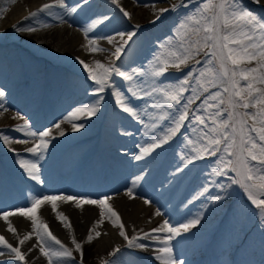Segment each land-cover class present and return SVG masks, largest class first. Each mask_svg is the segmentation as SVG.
I'll return each instance as SVG.
<instances>
[{"label": "snow or ice", "instance_id": "snow-or-ice-1", "mask_svg": "<svg viewBox=\"0 0 264 264\" xmlns=\"http://www.w3.org/2000/svg\"><path fill=\"white\" fill-rule=\"evenodd\" d=\"M111 2L117 4L118 0H111ZM254 2L260 3V0H254ZM54 4L66 7L69 15L75 13L80 7L79 4L66 6L65 0H52V3L42 5L40 11L50 9ZM84 4H87V0H84ZM181 6L186 5L177 3L159 11L161 13L175 11ZM120 11L125 17L131 19V13L123 7H120ZM30 15L35 16L36 13L33 12ZM106 19L107 17L92 20L83 29L85 36L87 37L93 28L103 24ZM155 19L159 20L160 17L157 16ZM13 27L17 32L34 31L31 27L21 28L19 24ZM139 27L136 25L132 31L118 33L121 37V43L118 45L112 36L107 37L109 44L115 47V51L111 54L113 59L108 64L98 60L91 65L83 60L79 61L87 73V78L92 81L91 99L90 102L82 103L68 112L63 118L64 121L71 123L72 131L84 128L83 122L75 121L96 116L101 111L106 90H110L115 105L123 113L140 120L139 105L135 104L134 100L142 99L141 92L146 97L157 95L159 114L149 116V120L154 122L145 125L146 130L143 132L145 141L138 145L139 154L135 155L134 159L141 161L156 155L157 150L163 151L165 146H169L170 142L181 133L185 122L191 117L190 131L184 133L182 137L183 156L179 158L175 168L176 173L184 170L179 166L180 164L187 166L205 157L216 158L209 175L225 177L229 172L235 173L231 182L243 189L248 200L259 210L261 219L264 220V17L248 10L242 4V0H201L193 10L186 12L179 19L166 41L161 42L149 62L147 72L142 66L131 68L117 66V61L122 58V52H125V46L136 35ZM177 29L182 34L180 38H177ZM125 36L127 39L124 38ZM88 45L89 52L106 51L95 40H89ZM201 54L204 58V68L198 76L194 77L193 69H190L182 79L163 82L170 73V69L181 70L182 66H188L193 60L199 64L200 61L196 60V57ZM252 62H255V67L250 66ZM145 75L153 78L151 91L132 87L134 84L141 83ZM114 77L121 79L126 91L121 90L115 83ZM157 78L160 83H157ZM193 78L198 81V87L203 93H208L194 112L190 111L195 103L192 96L187 97L186 102L182 104L184 93L189 90ZM209 89L218 90L209 92ZM4 95L5 93L0 90V97ZM195 99H201V97L196 96ZM152 107L157 106L152 105ZM0 108H3V105H0ZM161 122L168 126L164 127ZM54 127L59 135H64L60 123ZM16 128L17 131L24 132L35 141L25 151L42 158L51 139V129L33 131L27 119H23V123ZM0 141L6 145L11 143L6 135H0ZM15 142L27 143L26 140ZM10 150L15 151V149ZM16 163L31 180L42 182L41 166L38 160L18 158ZM141 179V176H137L132 182L133 185ZM215 186L226 190L223 183L216 182ZM204 191L207 192L208 188L205 187ZM133 193L132 187L126 189L125 194L130 199L133 198ZM213 199L218 201L224 197L216 195ZM110 200L111 197L107 196L92 199L63 194L45 195L29 200L30 207H19L13 212H0V218L6 222L9 221L10 216L14 215L30 219L33 229L22 238L18 237V244L15 247L0 235V247L7 250L6 253L0 251V256L7 254L10 258L25 261L26 254L21 251V245L35 235L37 244L33 247H39V252L46 258L47 264H72L74 251L80 254L82 261L83 242L77 241L72 235L73 248H69L53 235L47 224L37 214L43 205L50 204L56 219L69 229L71 234L72 226L69 218L58 210L57 201H72L76 208H82L84 205L98 206L100 218L89 228L86 242L91 243L95 238L100 237L101 233L95 230L107 219L113 226L119 227V235L123 237L129 248L145 249L147 245L139 243L141 236L127 235L121 217L109 203ZM144 202L150 203L149 200ZM155 215H161L159 209ZM199 223V217L187 219L186 222L175 225L170 219H165L158 228L144 232L142 237L161 243L162 246L154 253L161 264H180L173 256L171 242L176 237L183 238L184 233H189ZM7 229L13 234L17 232L10 222L7 224ZM93 231H95V237L92 234ZM152 233H164V235L161 237ZM31 250L30 248L28 251ZM120 251V247L117 246L109 253V256L115 258ZM0 264H6V262L0 261ZM105 264H110V261Z\"/></svg>", "mask_w": 264, "mask_h": 264}, {"label": "bare ground", "instance_id": "bare-ground-1", "mask_svg": "<svg viewBox=\"0 0 264 264\" xmlns=\"http://www.w3.org/2000/svg\"><path fill=\"white\" fill-rule=\"evenodd\" d=\"M17 2L15 7L10 11V14L6 16L3 20L0 21V69L1 71L8 70V74L3 73L0 75V86H7V83L16 84L18 82V77L21 75V71L17 74L11 67L12 52L16 51L15 54L20 56V50L27 51L28 54L34 55L39 61L47 60L52 58V65L56 64L60 67L66 66V64L73 63V66H82L78 72H73V69H68L67 74L72 76L73 79H70V89L75 90V95L70 101L62 108L56 115L49 118L45 123L39 124L34 123L32 125L33 131H43L45 129H51V139L49 145L59 147L63 142V146L72 142L75 139H80V142L75 141L73 150L74 156L69 159L64 164H59L58 167H66L65 177L69 178L71 175L80 177V180L83 181L84 175L86 176L88 171L83 170V167L90 166L91 164L100 165L101 159L114 157L118 159L120 157V165L122 166L124 172L122 175L116 179L111 186L107 189H89V190H79L75 188L64 187L60 192L57 193V189L52 188H39L36 193L26 200L18 203H12L9 206L0 208V212L9 211L13 212L16 208L19 207H30L28 202L33 197L36 196H59L70 195L77 197H87L92 199H98L100 197H111L109 203L112 205L115 211L120 215L122 223L125 226V231L129 237L133 235L141 236L139 243L147 245L145 249L141 248H129L126 241L119 235V227L113 226L109 220L105 219L102 226L97 228L95 231L101 233L99 238H95L91 243L86 242V236L88 235V230L92 227L94 221L100 218V212L98 206L95 205H84L82 208H76L74 202H61L57 201L58 210L62 211L66 216H68L69 221L72 226V233L70 234L69 229L65 228L63 224L56 219L55 213L52 211L50 204L43 205L38 210V216L43 219V222L47 224L49 230L55 235L60 241H62L69 248H73L71 244V236L74 235L75 239L79 242H83V256L87 258V264L110 261V264H161V261L156 259L154 254L156 250L161 247V243L151 239L143 238L142 234L144 232H150L152 229L158 228L160 224L165 219H170L171 222L175 225L177 223H184L187 219L191 218H200V223L197 224L189 233H184L183 238L176 237L172 242L173 247V256L177 259L180 264L182 261L180 259L181 255H192L195 252L199 251L198 246L193 244L198 239L204 238L205 233L213 230L217 226V221L221 217L222 209H225L226 203L222 200H214L213 197L216 195H222L225 193V190H221L216 187L215 180L213 176H210L209 172L204 171L201 173L200 177L193 180L192 178L188 180L186 174L182 176L181 173H169V176L161 178L157 177V180H162L160 187L165 186L167 181L170 180L173 185L176 182L182 181L181 191L186 190V186L192 182L193 184V198L195 205L192 206L190 203L189 208L193 210H184L182 212L176 211V206L174 212L170 215L167 214L165 206H163V196L162 194H153L149 188L139 187L141 180L147 174L149 175L152 172L156 171L157 165L161 159L165 160L173 153V147L176 142V137L169 146H165L164 150H157V154L150 157L144 158L141 161H136L134 156L139 154L138 145L144 143L145 137L143 132L146 130L145 125H150L154 121L149 120V116H155L158 113L159 103L154 102V95L151 97L142 96L141 103L144 104L142 108L139 107L140 111V121L143 122L142 126L137 129L132 126V131L135 136H130V132L127 131L130 129L131 123L130 120L133 118L126 114L124 118L123 126L113 121L111 118L112 113H117L118 106L115 105L114 98L111 96L110 90H106L104 93V101L101 106V111L90 119H83L82 121H75L77 123L83 122L85 124L84 128L79 129L78 131H72L71 123L64 121V116L68 112L72 111L75 107L80 106L82 103L90 102V93L92 91L91 84L88 78L87 80H81L78 83L76 77H79V74L85 72L83 65L80 64V60L85 61L88 64H92L95 61H101L104 64H108L107 59L110 58V54L115 51V47L112 44H109L107 37L112 36L118 45L121 43V37L116 32L118 30H128L132 26L124 21L118 19L122 18L124 15L120 11V7H123L131 16L134 17L133 20L142 22L143 14L141 10L136 9L140 5L142 0H118L117 4H113L111 0H93L88 5L79 4L80 7L77 11L69 15L66 11V7H60L59 5H53L52 8L40 11L41 6L46 3H52V0H14ZM31 1V2H30ZM66 6H75L76 2L80 0H65ZM154 1L156 5H150L146 8L147 13L149 14H162L159 10L163 8H169L170 5L176 0H148ZM38 4V5H37ZM242 4L250 11L258 16H262V11H264V0H260V3H255L254 0H242ZM36 5V6H34ZM141 7V6H140ZM193 10V9H192ZM191 9L188 10V12ZM35 12V16H31L30 13ZM107 12H113L112 20L117 22L105 23L102 25H97L96 28H93L88 34L87 37L83 29L95 19H98L100 16L106 14ZM19 18V19H18ZM63 22V25H60ZM19 24L21 28L27 29L31 27L34 31H20L17 32L13 25ZM44 27V28H42ZM78 34V35H77ZM168 38V37H167ZM127 39V38H125ZM156 39V38H155ZM95 40L97 44L106 49V51H97L89 52L88 51V41ZM160 43V42H158ZM153 44V43H151ZM131 45L129 42L125 46V52H122V58L117 61V66H127L132 64L130 60L131 55L128 52L127 46ZM153 46V45H152ZM148 48V47H147ZM146 48V49H147ZM149 51L145 52L143 56L149 55ZM48 53V54H47ZM49 57H45L44 55ZM136 54V53H135ZM138 55V54H137ZM33 58V56H31ZM79 58V60L77 59ZM113 58H110V61ZM151 58L148 57L147 63ZM27 61V62H25ZM25 63L30 65L29 57L25 59ZM40 63V62H39ZM50 63V62H49ZM13 64V62H12ZM253 64V62H252ZM32 66H26L25 69L27 72H31L32 69H39V66L36 64V61H33ZM194 64L190 63L189 66H186L185 69L178 73H182L188 69V67L193 68ZM21 68V67H20ZM85 74H87L85 72ZM169 75H174L169 73ZM178 76V74H175ZM173 77V76H171ZM115 83L120 86L121 90H125V85L119 77H114ZM178 80V79H176ZM67 81V80H66ZM153 82V78L150 75H145L142 82L139 84H134L132 87L137 89H146L149 90V84ZM157 83H160L159 78H157ZM166 83V82H165ZM6 88V87H5ZM89 88V89H87ZM89 90L88 92L85 90ZM5 91V90H4ZM130 95V94H129ZM139 100H134V103L137 104ZM15 102V101H14ZM13 101L6 102L3 104V108H0V117L6 120V123H20L21 119L16 118L12 113H8V109H14L16 106ZM156 105L157 107H152ZM22 108V107H19ZM24 112L23 109H19ZM120 111H122L120 109ZM254 111V110H253ZM123 114L120 115V117ZM2 120H0L1 122ZM57 123H60L61 130L64 131V135H59L58 130L54 127ZM108 125L111 130L108 131L107 128H104V125ZM162 124V122H161ZM103 131V132H102ZM112 131V132H111ZM104 133H108V136H104ZM122 133V134H121ZM123 137H129L128 140L121 139L118 135ZM0 135H6L10 139L17 140H26L27 143L20 144L11 143L10 145L4 144L3 141H0V167H5L9 163H16L18 158L38 160L39 165L41 166V174L44 172L42 166L46 164L47 156L44 151L43 157L39 158L34 156L32 153L25 151L26 148L31 147L35 142L32 137L27 136L24 132H16L13 130H5V126L0 125ZM181 137V136H180ZM75 138V139H74ZM178 140V139H177ZM92 143V144H91ZM62 146V147H63ZM182 144H180L178 150L179 155L175 156L174 162H177L179 158H182L183 153L181 152ZM87 148V149H85ZM111 148L118 151L117 154H111ZM10 149H15L12 151ZM176 149V148H175ZM4 157H2V156ZM118 156V157H117ZM211 158V157H210ZM207 158L206 160H208ZM119 160V159H118ZM160 160V161H159ZM161 163V162H160ZM206 163V162H205ZM203 164V161L196 160L192 164L187 165L188 168L198 167L200 168ZM18 171L23 173V170L18 165ZM77 169V170H75ZM9 170V168H8ZM80 170V171H78ZM209 171V170H208ZM84 174V175H83ZM92 173L91 175H95ZM26 175V174H25ZM9 176V171L8 175ZM141 176L142 179L139 180L135 185H133V180ZM6 177V178H7ZM3 176L0 174V180L3 181ZM11 179H18L14 173L10 175ZM69 180V179H67ZM206 184L208 188V193L205 194V191H200V186ZM227 188V183H223ZM172 187V185H170ZM132 187L134 189L133 198H129L125 193L126 189ZM167 190L168 186L164 187ZM221 193V194H220ZM58 194V195H57ZM169 194L165 192L164 195ZM139 196V197H138ZM142 196H145L146 200L150 201V204H154L159 209L161 215L156 218L157 215H154L155 212H152L148 208V204L145 202H139ZM179 199V196L177 197ZM198 204L196 205V201ZM152 220L150 225H147V222ZM178 220V221H176ZM213 220L215 222L213 223ZM12 223V225L17 230L16 234L8 231L7 224ZM4 230L8 234V239L10 243L15 247L18 244V237L22 238L26 233L32 232V222L26 217L19 215H14L9 217V221H4L0 218V231ZM95 231H93V236L95 237ZM152 235L163 236L164 233H152ZM37 244L35 235H33L29 241H26L21 245V251L26 254L25 261H18L14 258H11L10 261H5L6 264H47V260L39 252V247H33ZM113 245V246H112ZM183 245V247H182ZM119 246L121 251L118 255H115V258L109 256V253L113 251L115 247ZM32 249L30 252L29 249ZM1 251L7 252L6 249L0 248ZM112 249V250H111ZM95 252V253H94ZM222 261V260H221ZM72 264H77L75 258L72 260Z\"/></svg>", "mask_w": 264, "mask_h": 264}, {"label": "rangeland", "instance_id": "rangeland-1", "mask_svg": "<svg viewBox=\"0 0 264 264\" xmlns=\"http://www.w3.org/2000/svg\"><path fill=\"white\" fill-rule=\"evenodd\" d=\"M2 1H3L2 5H0L1 10H2L3 5L6 2L13 1V0H2ZM200 2H201V0H176L171 5L181 3L182 5H186V6L179 7L177 10L173 11V13H171V14H170V10L165 12L164 17L168 16V14H170V17L164 19L163 21H161L160 23H158L156 25H153L152 21H155L156 20L155 18L157 16L155 14H149L146 11V8L148 6H150L151 4H140V5H138L136 7V9L139 8V10H141V13H144L142 16L143 18H141V20L143 19L141 22L143 24V26H141L140 28L142 29V28L146 27L145 32H144L146 36L145 37L138 36V37H134V39L132 38L133 41L131 42L130 51H131L132 47L134 46L133 49L135 50L134 51L135 59L138 58L139 56H141V54L143 55L147 51L150 52V55L151 54L153 55L158 50L161 42L166 41V39H164V40H158L156 42H153L156 38L155 35L160 33V32H163L167 29H170L172 31L174 29V27L178 24L179 19L181 17H183V15L186 12H188L189 9H191V10L194 9ZM1 10H0V12H1ZM263 12L264 11H262L261 17H264ZM162 18L163 17H160V19H162ZM148 19H152V21H149ZM63 24L64 23L61 22L60 25H63ZM42 28H44V27H42ZM177 34H178L177 38H180V36L182 35L180 33L179 29H177ZM167 37H169V36H167ZM158 42H160V43H158ZM151 43H153V44H151ZM20 51H21L20 52V60H21L22 66H23L24 63L27 61H25V59L23 60V58L21 57L23 55L22 52H24V50H20ZM15 52L16 51L12 52L13 58L18 57V55H16ZM44 56L47 58L49 57L48 55H44ZM23 57L28 58V56L26 54H24ZM201 57H203L202 54H201V56L198 55L196 57V59H198V58L200 59ZM48 59H49V62L53 63L52 58H48ZM34 60L37 62V64L39 63V61L37 59H34ZM13 61H14V63H16V60L13 59ZM91 61H95V60H91ZM193 61L195 62V60H193ZM47 62L48 61H42L38 64V66L40 68H42V67H46V65H51L49 62L48 63ZM53 65H56V64H53ZM134 65L137 67V64H134ZM22 66H17L16 68L20 70L21 69L20 67H22ZM68 66L69 67L73 66V63L66 64V68ZM250 66L255 67V62H253V64H251ZM64 67L65 66L61 67L60 70L59 69L50 70L49 73H51V71H54L56 74L59 75L62 68L64 70ZM73 67L74 68H81L82 66H76V67L73 66ZM203 68H204V58L201 60V62L199 64L194 65L193 76L194 77L198 76L201 69H203ZM61 73H62V71H61ZM185 73H186V71L184 72V74ZM85 77H86L85 79L87 80V76H85ZM79 79H80V81L82 79L85 80L82 77H80ZM87 89H89V88H87ZM216 90H218V89H209V92H213ZM206 95H208V93H203L202 89H200L198 87V81L193 78L192 83L189 86V90L186 93H184V99L182 101V104L184 102H186L187 97L192 96L195 100V103L191 107L190 111L194 112L197 108L200 107L202 100H203L204 96H206ZM196 96H200L201 99H195ZM9 100H10V98L7 97V95L5 94L3 97H0V105L5 104V102L9 101ZM180 107H182V105ZM172 111H175V110H172ZM9 112H11V111H9ZM1 120H3V118ZM132 121H133V124H135V125L142 122V121L137 120V119H134ZM250 123H251V121H250ZM190 124H191V117L189 118L188 121L185 122L184 127L181 129V133H179L176 137V142H175V145L173 147L174 153L179 151L178 148H179L180 144H182L181 141H182L183 134L190 131V128H189ZM162 125L164 127L168 126L167 124H164V122H162ZM5 128H7L8 130L10 128L15 129L11 126H7ZM129 132H132V131L129 130L128 133ZM179 140H180V142H179ZM85 149H87V148H85ZM207 158H209V159L206 160ZM215 159L216 158H214V157H211V158L205 157L204 159H199L200 161H203V164H200L201 168H200V170H198V172L194 171L193 174H195V177H200L203 170L204 171L207 170V172L210 173L212 171V166H213ZM234 177H235V173H232V172H229L228 175L225 177L213 176V179L215 180V184H216V182H220V183H227V185H228L226 190H225V193L220 195V196L224 197V199H222V201L227 202L226 207H225V209H222L223 212L221 213V218L217 222L218 226L213 230V231H216V233H217V237H218L217 243L222 239V241H223V247L222 248H225L227 250H229L231 248V246L233 247V245L235 246L237 244H240L241 246L239 248L238 257L241 256L242 264H244V260L251 258V257H252V260H251L252 263L255 262L254 264H264V220L261 219V214H260L259 210L254 205L251 204L250 200H248L247 194L243 191V189L239 185L233 184L231 182ZM202 186H204V188H205L206 184L204 183L200 186L201 192L204 190V188L201 189ZM190 188H191V186H190ZM177 192H178V190H177ZM177 192L175 194H177ZM205 194H209V193L205 192ZM166 208H169V206H167ZM176 221H178V220H176ZM214 222H215V220H213V223ZM73 256H74L77 264H87V258L85 256L82 257V261H81V256L79 253H76L74 251ZM103 263H104V260L99 262V263L95 262V263H91V264H103ZM236 264H241V263L239 261Z\"/></svg>", "mask_w": 264, "mask_h": 264}]
</instances>
